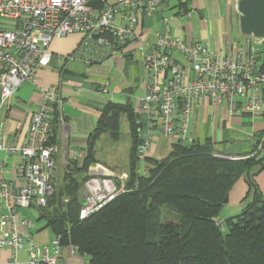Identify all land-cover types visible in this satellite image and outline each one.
<instances>
[{
    "label": "built area",
    "instance_id": "2783aa9c",
    "mask_svg": "<svg viewBox=\"0 0 264 264\" xmlns=\"http://www.w3.org/2000/svg\"><path fill=\"white\" fill-rule=\"evenodd\" d=\"M165 2L0 0V153L20 159L9 171L5 160H0V248L12 252L9 264H64V251L68 247L72 252L78 250L63 246L61 236L38 245L29 233L19 230L32 225L20 211L47 207L55 191L53 179L60 149L52 143L54 112L55 105L60 107L63 102L54 90L43 91V104L30 116L26 131L16 128L9 136L2 133L13 97L33 81L37 69L50 66L49 48L55 39L81 35L69 59L87 66L107 60L129 61L125 50L136 45L144 65L141 115L146 121L139 119V124L148 130L137 151L140 175L148 174L151 133L186 143L191 120L206 100L233 116L264 114V72L260 60L264 40L247 37L246 43L231 47H219L215 41L188 44L170 34L169 21L164 18ZM158 24L161 30L152 42L149 34ZM87 154V150L73 151L72 159L82 160ZM127 191L126 174L92 165L80 191V220L103 210ZM22 251L27 253L26 262L18 259Z\"/></svg>",
    "mask_w": 264,
    "mask_h": 264
},
{
    "label": "trees",
    "instance_id": "16d2710c",
    "mask_svg": "<svg viewBox=\"0 0 264 264\" xmlns=\"http://www.w3.org/2000/svg\"><path fill=\"white\" fill-rule=\"evenodd\" d=\"M260 50L264 72V43ZM122 114L131 130L129 191L80 220V191L97 163L96 144L106 133L120 139ZM138 130L129 105L109 103L89 137L87 156L69 160L64 185L55 189L47 207L37 210L46 228L61 236V244L77 248L90 264H264V191L256 181L264 172V131L255 137V147L261 149L239 160L217 157L210 139L175 142L167 158L147 159L148 174L143 176L137 173V151L143 143ZM56 135L57 122L54 144ZM241 178L248 186L241 212L226 222L219 220ZM163 206L181 214L182 221L161 223Z\"/></svg>",
    "mask_w": 264,
    "mask_h": 264
},
{
    "label": "crops",
    "instance_id": "0c3cea01",
    "mask_svg": "<svg viewBox=\"0 0 264 264\" xmlns=\"http://www.w3.org/2000/svg\"><path fill=\"white\" fill-rule=\"evenodd\" d=\"M237 1L166 0V7L174 12L175 17L180 19L193 17L197 23L196 26L187 23L179 33L170 32V34L185 40L188 44L215 41L219 47L240 46L246 43L248 39L240 32ZM181 4L184 9H180ZM160 30L161 27L158 29L157 25L151 29L149 36L152 42L156 40V33ZM80 40L81 35L73 34L55 39L51 43L49 48V52L52 54L50 66L37 69L33 81L22 86L13 97L9 118L2 129L3 135L6 136H9L16 128L24 133L28 127L30 116L37 112L43 104L42 92L48 89L54 90L63 102L60 107L55 105L54 112L55 123L57 122L55 144L60 149L56 156L58 165L59 163L67 164V161L69 162L73 157V151L87 150L89 137L109 103L120 106L129 105L136 116L139 134L142 138L148 134L147 127L139 124V119L146 121L145 117L141 115L143 96L137 99L136 104L132 100L139 88L144 95V65L138 58L136 45L131 44L125 50L129 61L118 60L114 63L107 60L100 64L87 66L82 61L69 59ZM106 88L107 91L104 92ZM123 117L126 118L128 124L132 145L128 117L126 114H122L120 123ZM263 131L264 117L262 115L253 117L245 113L243 116H233L228 110L206 100L191 120L187 137L189 141L186 144L194 141L202 143L210 139L215 145V152L241 155L249 149L250 144L255 141L256 135ZM105 135L109 136L113 143H117L121 139V127L119 140L114 141L109 133L103 136ZM151 137L150 157L155 160L167 158L175 141L164 135H159V133H151ZM97 145L98 142L95 148L97 164H101ZM232 147L238 150H232ZM130 150L127 167L130 164ZM119 158L120 155L116 153L112 155L110 160H105V163L110 167L106 166V168L114 172L111 168L118 167L116 162ZM0 160H5L9 171L20 159L13 156L6 157L0 153ZM256 181L260 189L264 191V172L257 175ZM247 193L248 186L245 179L241 178L230 192L228 204L224 207L225 210L226 208L228 210H242L243 200ZM30 213V209L20 211L21 216L29 220L31 219ZM36 213L37 221L44 222V226L37 227L32 221L30 227L21 226L19 230L23 233H29L36 244L45 245L50 243L55 235L46 228L45 221L39 219L37 210ZM12 256L13 254L9 249L0 248V264H9ZM18 259L26 262L28 259L26 251L20 252ZM63 259L64 264H90L89 258L85 254L78 250L72 252L70 247L64 251Z\"/></svg>",
    "mask_w": 264,
    "mask_h": 264
},
{
    "label": "rangeland",
    "instance_id": "374dc122",
    "mask_svg": "<svg viewBox=\"0 0 264 264\" xmlns=\"http://www.w3.org/2000/svg\"><path fill=\"white\" fill-rule=\"evenodd\" d=\"M164 18H166L169 21V29L170 32H173L175 34L179 33L180 31H182L184 25H186L187 23H190L193 26H196L197 23L194 21V18H188V17H184V18H177L174 16V12L172 10H169L168 7H165L164 10ZM158 29L161 27L160 25H157ZM143 96V93L141 91V89L139 88L134 96V98L132 99L134 104H136V101L138 98H141ZM159 135H162L159 133ZM163 136V135H162ZM114 145V146H113ZM130 146H131V142H130V136H129V129H128V124L126 121V118L123 117L122 118V122H121V139L119 142L117 143H113L109 136L105 135L103 136L102 139H99L98 141V145H97V149H98V155L99 156V160H100V164L101 166L105 167H109L107 163H105V160H110V158H112V155H115L116 153H118L120 155L119 160L116 162V165L119 167H114L111 168L112 170H114V173H123L126 174L128 176V181H129V168L128 166V162H129V150H130ZM238 150L237 148H233L232 150ZM261 149V145L259 147H255V141L250 144L249 149L245 152L244 154L238 155V154H226L224 152H215V155H226L228 157H233V158H248V157H252L254 156V154H256V152H258ZM242 150V149H241ZM244 151V150H242ZM241 151V152H242ZM248 155V156H247ZM95 156L97 157V152H95ZM101 157V159H100ZM118 158V156H117ZM97 159V158H96ZM109 163H111V161H108ZM97 163L93 164L96 165ZM99 164V163H98ZM110 168V167H109ZM259 168L254 169V172H256ZM69 168H68V164H62L59 163V165L57 166V169L55 171L54 174V184H55V189H60V187L62 185H64V179L66 177L67 174H69ZM87 174V173H86ZM86 174L84 175V177L86 176ZM231 211V212H230ZM30 221H33L34 225L39 227V226H44V222H39L37 221V213L35 209H30ZM241 212V210H228L226 208H223L220 216H219V220H223L224 222H226V220L228 218L234 217L236 215H238ZM182 215L179 214L178 212H176L175 210H173L170 207L167 206H163L160 208V221L161 223H174V224H179L182 221Z\"/></svg>",
    "mask_w": 264,
    "mask_h": 264
},
{
    "label": "water",
    "instance_id": "95a60500",
    "mask_svg": "<svg viewBox=\"0 0 264 264\" xmlns=\"http://www.w3.org/2000/svg\"><path fill=\"white\" fill-rule=\"evenodd\" d=\"M237 11L241 34L264 40V0H240Z\"/></svg>",
    "mask_w": 264,
    "mask_h": 264
},
{
    "label": "bare ground",
    "instance_id": "6f19581e",
    "mask_svg": "<svg viewBox=\"0 0 264 264\" xmlns=\"http://www.w3.org/2000/svg\"><path fill=\"white\" fill-rule=\"evenodd\" d=\"M256 41L260 40V39H257V38H254Z\"/></svg>",
    "mask_w": 264,
    "mask_h": 264
}]
</instances>
